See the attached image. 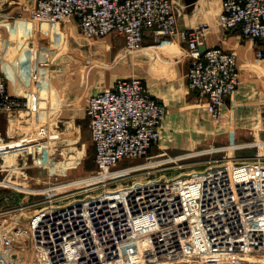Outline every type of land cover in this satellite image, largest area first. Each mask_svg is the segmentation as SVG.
<instances>
[{
  "label": "built area",
  "instance_id": "1",
  "mask_svg": "<svg viewBox=\"0 0 264 264\" xmlns=\"http://www.w3.org/2000/svg\"><path fill=\"white\" fill-rule=\"evenodd\" d=\"M30 18L45 23L76 19L84 36H120L130 50L142 46L146 29L154 42L177 32L172 0H37ZM219 24L264 42V0H222ZM206 27L181 32L189 58L187 80L206 99L208 116L219 120L240 83L238 60L221 46L202 48L199 33ZM27 105L9 95L0 74V112ZM166 110L138 77H120L89 96L96 173L74 191L38 201L28 190L15 206L1 208L32 213L36 249L29 257L12 258L10 249L19 252L24 246L21 232L9 242L0 236V264H264V155L218 157L173 176L153 174L109 187L132 171L113 165L146 156L163 139ZM211 185L224 192L215 202L206 200ZM5 186L24 190L21 183ZM11 190L3 197L7 205L15 197ZM231 217L240 224L235 230L228 227ZM52 221L55 236L49 233Z\"/></svg>",
  "mask_w": 264,
  "mask_h": 264
},
{
  "label": "crops",
  "instance_id": "2",
  "mask_svg": "<svg viewBox=\"0 0 264 264\" xmlns=\"http://www.w3.org/2000/svg\"><path fill=\"white\" fill-rule=\"evenodd\" d=\"M36 1L0 0V74L9 95L28 102L27 106L0 112L4 135L0 142L1 184L14 182L32 188L43 183L53 186L52 180H57L55 188L66 191L87 184L97 171L88 98L112 87L120 77L141 78L150 94L166 105L161 131L172 152L206 150L201 154L217 152L219 157L264 155V137L251 133L254 123L264 122L260 113L264 108V55L257 54L264 52V42L247 38L238 29H224L219 24L222 0H172L177 32L154 42L152 31L146 29L142 46L135 50L113 34L84 36L76 19L52 23L33 20L30 14ZM202 24L207 26L199 33L202 48L221 46L234 51L238 60L240 83L217 122L209 119L206 99L191 90L187 80L189 58L181 32ZM149 166L135 164L116 170ZM210 188L208 202L223 196L217 185ZM27 191L16 193L13 202L24 198ZM5 194L0 193V204L5 203ZM31 214L29 210L0 214L7 220L0 224L2 240H14L18 231L22 235L20 251L9 248L12 258L35 253ZM239 226L236 217L228 221L231 230ZM56 227L52 221L50 235L55 236ZM74 228L70 226L68 231Z\"/></svg>",
  "mask_w": 264,
  "mask_h": 264
},
{
  "label": "rangeland",
  "instance_id": "3",
  "mask_svg": "<svg viewBox=\"0 0 264 264\" xmlns=\"http://www.w3.org/2000/svg\"><path fill=\"white\" fill-rule=\"evenodd\" d=\"M37 3V1H36ZM36 7V6H35ZM35 9V8H34ZM260 113L264 114V108L262 107ZM213 122H217V120L211 119ZM256 126L253 131L251 132L253 136H258V137H264V122H260L255 124ZM162 132V131H161ZM164 137L165 135L162 134ZM251 136V135H250ZM169 140V139H168ZM167 139L165 140V137L163 138L162 142H159L156 144V146H153L151 150L148 152V154L144 157H137V158H130V159H124L117 164L113 165L111 168L112 169H119L121 167H128V166H133L135 164H141L142 166L150 164L151 166L144 168V169H138L135 171H132L130 174L127 175H121V177H117L116 181L114 184L111 182L109 184V187H115L117 185H123L126 183H130L131 179H142V178H148L149 176H152L153 174H166L168 176H173L180 171H188L192 169H197L202 167L208 160L210 159H216L219 156L217 155V152H209V153H203L206 150H195L191 152H172L173 150H170V141ZM168 146V147H167ZM217 146H215L213 149H217ZM200 149V148H199ZM208 151V150H207ZM193 153V154H191ZM93 154H94V149H93ZM188 154H191L190 156ZM219 154V153H218ZM162 161V163H160ZM115 166V167H114ZM60 181L57 180H52V183L54 184L53 186L51 183L45 184L43 183L44 186H36V187H29L23 185V189H28V190H34L35 194L30 196L31 200L38 199V201L42 200L43 198H47L48 196H53V195H58L62 194L64 192H67L66 189L63 188H55V185L59 184ZM118 182V183H117ZM41 184V183H40ZM38 184V185H40ZM4 187L0 186V193L1 192H7L11 189H9L5 184H3ZM79 186L77 185L76 187H69L67 188L68 191H74L75 188H78ZM8 188V189H7ZM22 189V190H23ZM79 190V189H78ZM70 191V192H71ZM11 192H13L11 190ZM13 194H16V192H13ZM18 194V193H17ZM22 195V193H19ZM25 195V194H23ZM19 200H15L14 202L11 201L10 204H0V210L5 208L6 206H15ZM23 202V201H22ZM2 205V206H1ZM2 208V209H1ZM6 212L2 211L0 214H5ZM4 220V221H3ZM3 221V222H2ZM12 221V220H11ZM7 220L5 218H0V224L6 223Z\"/></svg>",
  "mask_w": 264,
  "mask_h": 264
},
{
  "label": "bare ground",
  "instance_id": "4",
  "mask_svg": "<svg viewBox=\"0 0 264 264\" xmlns=\"http://www.w3.org/2000/svg\"><path fill=\"white\" fill-rule=\"evenodd\" d=\"M128 174H129V173H128ZM121 175H122V174H121ZM121 175H120V176H121ZM123 175H127V174H123Z\"/></svg>",
  "mask_w": 264,
  "mask_h": 264
}]
</instances>
